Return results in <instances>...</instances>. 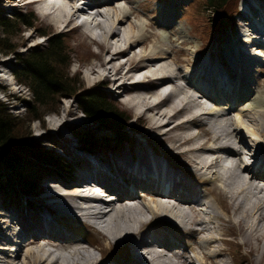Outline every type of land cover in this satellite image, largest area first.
I'll return each instance as SVG.
<instances>
[{
  "label": "bare ground",
  "instance_id": "6f19581e",
  "mask_svg": "<svg viewBox=\"0 0 264 264\" xmlns=\"http://www.w3.org/2000/svg\"><path fill=\"white\" fill-rule=\"evenodd\" d=\"M80 1H49L47 6L54 13V25L67 27L84 15L76 26L95 28L93 38L100 44V60L90 69L91 73L96 80L107 82L110 79L120 88L121 96L126 95L125 101L136 110L137 117L147 116L150 128L146 134L154 135L146 146L149 151L130 145V154L116 157L117 163L112 164L88 152L92 156L84 157L85 166L78 177L72 175L67 181L48 179L45 194L40 199L45 206L38 208V214L16 217L22 221L23 231L14 232L10 240L4 235L0 238L12 243L11 253H0L5 264H194L188 248L177 241V236L195 241L194 248L198 247L199 240L205 239L210 246L221 241V237L212 235L211 226L214 218L221 219L214 207L218 200L210 192L217 190V184L226 194L224 210L232 214L226 226L242 236V244L249 250L246 264H264V155L255 152L254 160L249 157L251 161L244 156L248 154L246 148L256 149V145L264 141V90L246 92L249 95L246 102L235 110L244 94L243 80L250 82L240 70L250 73L248 69L255 63L253 58H264V47L259 48L260 43L256 42L260 38L257 33L264 32L260 27L264 20L256 18L257 24L251 21L253 32L249 28L240 31L239 38L244 37L246 46L236 47L231 55L238 68L230 80L227 71L214 67L218 64H214L213 59L204 65L201 57L196 58L197 64L193 63L191 70L184 71L181 58L175 56L171 60L161 46H152L149 52L137 51L140 43L147 45L149 36L143 30L147 23L139 18L132 22L129 17L133 15L137 19L139 13L125 5L114 7L120 0H88V4L82 6ZM93 7L98 11L92 15L88 10L93 11ZM256 9L250 7V13L257 16ZM169 17L166 16V22L171 21ZM35 34H28L29 38ZM245 50L253 53L248 56L250 60L244 59H247ZM0 63L6 66L9 61L3 62L0 58ZM209 77L223 86L214 97L210 92L212 86L209 88L210 83H207ZM178 79L183 83H178ZM238 94L240 99L236 104ZM209 96L217 100L216 104L208 105L202 99ZM220 96L228 102H223ZM66 109L67 113L71 111ZM66 122V116L60 117L58 131L48 130V135L62 137L61 129ZM248 136L253 142L248 141ZM159 144L168 146L161 149ZM171 153H180L186 165L193 169L186 170L181 163H175ZM255 160L257 165H254ZM214 166L222 171H211ZM192 180L201 184L202 190L196 188ZM82 185L91 193H79ZM96 186L113 191L117 194L115 199L110 203L102 200ZM135 189L141 190L143 195L139 197ZM173 195L180 197L174 205H162L157 200L160 196L171 198ZM146 197L153 198L156 205L143 207ZM220 198L225 200L222 195ZM127 201L134 202L128 204ZM68 215L71 221L66 218ZM73 217L93 221L103 229L110 245L124 244V248L115 259L109 257L108 260V246L95 244L101 251L100 260L106 259L97 260L89 247L82 244L84 236L78 233V226L71 223ZM11 228V224L7 226L8 230ZM224 254L222 248H218L213 256L207 254V259L202 260H206L205 264H221L219 257Z\"/></svg>",
  "mask_w": 264,
  "mask_h": 264
},
{
  "label": "rangeland",
  "instance_id": "374dc122",
  "mask_svg": "<svg viewBox=\"0 0 264 264\" xmlns=\"http://www.w3.org/2000/svg\"><path fill=\"white\" fill-rule=\"evenodd\" d=\"M257 1L259 0H240L236 12L232 15L217 14V18L206 8L204 0H131L130 2L120 0V3L115 2L114 7L122 4L125 5L126 8L132 9V11H136L137 14L139 13L137 19L133 15L129 17L132 22H136L138 18L146 21L147 25L143 30L145 35L149 36V39L146 47L140 43L137 46V51L144 49L146 52H149L151 51L152 46H161L169 53L171 60H173L175 56L181 58V68L184 71H188L193 68L191 65L196 63L194 62L196 58L198 59L201 57V63H204V65L210 63L209 60L213 59L214 64H218L214 67H220L223 71H227V73L231 71V77L233 78L236 73L234 68L238 66H236V63L232 60L231 55L235 52L236 47L241 49L246 46L244 37L242 36V38H239V33L242 29L245 30L247 28H249V31L253 32L251 29V21L253 20L249 19V15L251 13L248 14V16L245 15L244 17V12H242V10L245 9L246 6L253 4L252 2ZM26 10L35 13L36 20H33L35 27H28L27 24H19L14 34L10 35L11 46H13V48L17 47L16 52L10 49H0V58L3 62L9 61L6 66H3L2 63H0V70L3 71L0 72V85L2 87V90H0L1 101L7 105L13 114L17 116L20 115L22 118L27 117V110L29 107L27 102H30L33 98V93L28 88V85L18 79L17 70L22 64L20 55L26 54L27 50L35 45L38 46L40 43H46L47 37H41V35H39L41 31L52 33L60 31L66 32L68 42L67 45L70 46V51L73 56L72 65L70 66L71 74H79L82 79V89L91 90L98 88L99 93L104 96L106 100L111 101L113 105H116L119 109L121 108L122 110H125L129 114L128 117L130 118L126 123V129L130 134V139L126 141L119 150L110 153L99 152L96 155L102 159H106L110 164H112L114 162L117 163L116 157H120L122 154H130V145L135 149L139 148L149 151L146 146L148 145V141H151V136L154 134H146L147 130L150 128L147 116L144 118H138L136 110L132 107V105L129 106L126 104V101H124L126 98L121 96L122 92L120 91V88L110 81V79L104 86L100 85L96 80L97 77H95V75H93L90 71V69L98 64L100 60L98 55V52L100 51V44L93 38V33L97 30L94 28L93 33L90 34L85 32L84 29L71 30V26L73 25L67 27L60 26V28H57L52 21H48L47 18H44L40 12H38L37 8L30 4L28 0H0V15L2 16L13 18L12 16L15 15V12H28ZM97 11L98 10L95 9L91 14L93 15L97 13ZM261 14H264V11ZM167 15H170L169 18H171V21H165ZM218 18L220 22L222 19H224L225 23L229 20L231 21L230 27H226V30H222L219 34H217V32L224 27L215 25V21ZM100 19H102V17H100ZM1 29L2 28H0V30ZM32 32L36 33V36L29 38L28 34ZM214 33L215 35H213ZM153 34L156 35L153 36ZM244 34H246V31ZM260 47L263 48L264 45L260 43ZM251 48L252 47H248L249 50ZM244 53L245 56H247V59H244L250 60L248 59V56H252L253 53H248L246 50ZM253 60L256 61L255 66L250 65L248 69L252 71V74L251 72L247 73L245 71V75H247L250 79L252 78V80L254 78V80L253 82H248L246 80L243 81L242 86H244V88H242V90L244 94L241 102L237 104L238 107L235 110L241 109L243 103L246 102V99L249 96L246 92L252 94L251 91L256 89L264 90V58H253ZM231 61L235 64L234 67L232 66ZM228 69H230V71ZM94 80L96 82H94ZM181 82L183 83V81ZM232 101L234 102V100ZM213 103L215 104V100H213ZM213 103L210 100L208 101V105H212ZM64 108H67L66 111L70 108L71 111L67 113L64 111ZM41 111L45 112L42 120H31L30 123L28 122L27 124L29 126L30 134H32L36 143H39L42 147L45 146L49 149H55L71 161L73 163L72 168L77 171L76 173H73V175H77L78 177V174H80L79 171H83L85 166L84 157L86 158L87 156L92 155H89V153L83 149V145L78 142L77 137H75L72 131L76 129L87 130L95 128L97 125L91 122L89 117L81 111V108L74 98L63 97L59 100L56 110L50 112L43 108ZM63 116H66L67 122L61 129L60 136L62 137H53L52 135H48V130L58 131L59 128L57 121ZM247 138L250 143L253 142L252 138L249 136ZM154 144L158 146L157 142H154ZM213 144L215 145V143ZM167 146L168 144H159L161 149H166ZM250 149L251 148H246L248 154H245L246 159L249 161H251L249 159L250 155L254 152H264V141H261L258 146L256 145V149ZM62 151H64V154H62ZM170 157H172V159L174 158L176 162L182 163L186 170L193 169L192 166L186 165L185 158L180 153H171ZM219 169L221 168L219 167ZM221 170H219V172ZM70 172H67L61 179L67 181L72 175ZM205 175H207V173ZM55 177H59V175H49L44 173L40 179L39 187L36 189L39 193L36 195L34 194L33 196H29L27 193H24L23 191L21 192V190L20 192L18 191L17 194L12 192H8V194H0V238L4 235V237L10 240V238H13V233L20 229L23 223L21 220H17L18 218L16 217H29L27 215L29 213L38 214V208L41 209L45 206L40 203V199L45 194L44 185H47L48 179H55ZM11 182L12 184H17L18 188L20 187L19 183L13 178L11 179ZM219 185L220 184H217V190L211 189L210 192L212 195L216 196L218 200V204H214V207H216V211L218 212L217 214L221 219L214 218L211 226L213 229L212 235L221 237V241L215 246H210L208 241L205 239L199 240L201 242L198 244L197 248H194L196 246L195 241L189 240L185 237L181 238V242H183L186 248H188V255L190 259L193 260L194 264H205L204 262L206 261L205 259H207V254H212L213 256L218 248H222L225 253L222 257H219L222 260L221 264H246V261L250 256L246 254V252L248 253L249 250L242 244V236L234 234L236 231L231 230L228 226H226V221L232 216V214L224 210L226 194L223 188H220ZM138 195L141 197L143 194L139 191ZM220 195H222L225 200L221 199ZM146 205L153 207L156 204L153 198L146 197L142 206L145 207ZM183 207L187 211H190L187 204H184ZM203 209L209 211L206 207ZM66 218H69L70 221L72 219L69 215ZM66 218L64 220L65 223ZM17 221L21 222L19 223ZM71 223L78 226V233L84 236L82 244L88 246L91 253L97 257V260L101 261V251L97 249L93 239L91 240L88 235H86L88 229L90 228L87 227V225L84 224L80 218L78 220L73 217V222ZM10 224L12 228L11 230H8L7 226ZM96 232L98 233L99 231ZM100 241L101 239H99L97 243L99 242L100 244ZM104 242L102 245H105L106 247L109 246L107 255L114 257L115 259V255L117 253L116 248L118 245H110L109 240L107 239H105ZM11 246L12 243L10 241L0 240V247H2L0 248V253H11ZM239 253L242 254V256L234 261V254L238 255ZM244 256H246L245 260H243ZM3 258V254H0V264H5ZM202 258H205L204 261ZM123 259L124 257H121V260ZM111 264L113 263L111 262Z\"/></svg>",
  "mask_w": 264,
  "mask_h": 264
},
{
  "label": "trees",
  "instance_id": "16d2710c",
  "mask_svg": "<svg viewBox=\"0 0 264 264\" xmlns=\"http://www.w3.org/2000/svg\"><path fill=\"white\" fill-rule=\"evenodd\" d=\"M238 1L204 0V5L217 18V14L224 15L231 8L236 9ZM34 16L33 12L21 11L15 12L13 18L0 15V49L16 52L17 47L11 46L10 35L19 24L34 26ZM218 19L216 23L220 22ZM41 33L48 35L46 43L21 54L22 64L17 70L18 79L33 93V98L27 102V117L13 114L0 99V194H17L21 190L32 195L37 192L44 173L57 174L62 178L72 170L71 162L61 153L36 143L27 125L31 120H42L43 108L56 110L63 97L77 100L81 110L97 125L87 130L72 131L87 152L117 150L130 139L126 129L130 119L128 114L106 100L99 89L83 90L79 74H71L73 56L67 45V35ZM10 178L20 187L12 184Z\"/></svg>",
  "mask_w": 264,
  "mask_h": 264
}]
</instances>
